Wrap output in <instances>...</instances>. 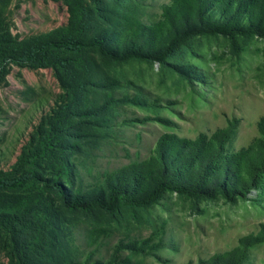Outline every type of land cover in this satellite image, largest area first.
I'll use <instances>...</instances> for the list:
<instances>
[{
	"label": "rangeland",
	"instance_id": "rangeland-1",
	"mask_svg": "<svg viewBox=\"0 0 264 264\" xmlns=\"http://www.w3.org/2000/svg\"><path fill=\"white\" fill-rule=\"evenodd\" d=\"M128 2L141 5L142 21L149 25L161 19L164 6L172 0H102L99 16L111 20L114 10ZM7 10L9 33L19 41L63 29L70 17L63 0H13ZM101 22V29L106 28L107 23ZM111 36L109 48L117 34ZM79 58L88 68L86 74L82 72L87 75L85 81L101 71V89L78 87L77 68L62 72L74 84L69 89L61 85L52 68L4 64L0 73V170L13 172L48 115H59L53 127L57 132L51 136L60 145L65 139L73 145L65 155L82 183L69 190L82 193L84 187L98 185L101 199H107L111 186L117 184L111 181L112 175L148 159L165 134L196 139L235 122L229 153L248 147L260 136L258 124L264 118L262 38L200 35L176 48L164 62H118L96 52ZM46 165L41 163L43 168ZM39 172L48 176L47 169ZM59 216L60 221L39 217L38 222L59 235L57 247L64 251L66 261L71 253L79 262L90 264L124 260L127 264H197L234 249L245 236L256 235L264 225V197L254 191L245 199L228 202L221 196L206 199L169 192L149 206L122 202L113 211L95 208ZM10 227L14 234L21 228ZM10 240L0 230V264H17L10 254ZM132 240L147 241L151 249L131 255L125 246ZM245 264H264V243L250 249Z\"/></svg>",
	"mask_w": 264,
	"mask_h": 264
},
{
	"label": "trees",
	"instance_id": "trees-1",
	"mask_svg": "<svg viewBox=\"0 0 264 264\" xmlns=\"http://www.w3.org/2000/svg\"><path fill=\"white\" fill-rule=\"evenodd\" d=\"M12 1L0 0V73L6 62L30 69L52 68L61 85L69 89L74 84H69L62 72L70 68L80 71L78 87L101 89V71L84 80L88 68L79 57L88 52L118 62H164L176 48L200 35L264 39V0H172L164 6L161 19L149 25L142 21L139 4L128 2L114 10V17L109 20L99 16L102 0H63L70 15L67 26L24 41L9 33L7 9ZM101 21L112 31L108 32L107 27L101 29ZM111 33L117 34V38L109 48L106 45ZM6 74L5 70L3 76ZM55 116L42 118L12 173L0 170V230L11 239L10 254L17 264H90L87 260L79 262L71 253L70 260H64V251L57 247L61 244L59 235L40 224L39 217L43 221H60L62 213L90 212L95 208L113 211L122 202L149 206L169 192L206 199L221 196L228 202L245 199L254 191L259 198L264 197V118L258 124L260 136L233 153L228 152L227 146L234 136L235 122L211 136L201 134L196 139L165 134L148 159L127 165L112 175L111 181L117 184H111L107 199H101L98 185L84 187L82 193L73 190L82 182L77 181L76 167L65 155L73 145L67 139L60 145L51 136L57 132L53 127L59 115ZM42 162L47 164L46 168L41 166ZM36 168L47 169L48 176ZM10 224L21 228L14 234ZM262 243L264 225L256 235L240 239L234 249L197 264H245L250 249ZM41 244L43 249L38 252ZM125 247L131 255L151 249L147 241L135 240ZM46 248L50 251L44 252Z\"/></svg>",
	"mask_w": 264,
	"mask_h": 264
}]
</instances>
